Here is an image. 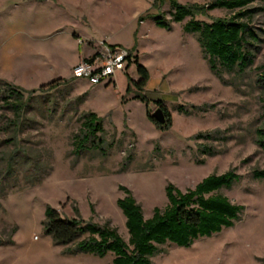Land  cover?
<instances>
[{
  "label": "rangeland",
  "instance_id": "obj_1",
  "mask_svg": "<svg viewBox=\"0 0 264 264\" xmlns=\"http://www.w3.org/2000/svg\"><path fill=\"white\" fill-rule=\"evenodd\" d=\"M213 1L0 0V80L47 97L34 100L18 144L8 143L13 132L0 117V264H114L112 252L56 244L46 233L47 208L110 225L128 241L122 188L150 218L168 205L170 184L187 191L232 169L240 178L220 193L244 207L241 219L190 247L162 246L153 264H264V178L253 177L264 171L257 143L264 130V0L250 5L260 9L250 20L259 40L244 74L213 71L198 34L185 31L191 18L172 21L174 2ZM233 14L213 8L196 16L212 23ZM105 46L131 51L125 70L96 86L76 80L80 57ZM137 59L149 72L142 91ZM60 78L70 83L39 92ZM160 109L170 119L162 127L149 116ZM89 113L99 118L103 142L77 150L74 137Z\"/></svg>",
  "mask_w": 264,
  "mask_h": 264
},
{
  "label": "trees",
  "instance_id": "obj_2",
  "mask_svg": "<svg viewBox=\"0 0 264 264\" xmlns=\"http://www.w3.org/2000/svg\"><path fill=\"white\" fill-rule=\"evenodd\" d=\"M254 1L214 0L204 7L185 6L174 2L171 17L174 22L191 18L185 25V31L198 34L199 43L213 71L221 73L222 70H227L244 74L255 63V44L259 40L250 24V20L260 10L250 8ZM213 8H225L234 14L216 19L212 23L197 19V14ZM98 55L86 61H93ZM136 63L140 77L135 84L142 91L149 81V72L138 59ZM262 77L264 82V75ZM68 83L70 82L67 80L58 79L41 86L39 92L44 89L54 90L59 85ZM35 93L28 94L18 86L0 80V111L4 112L0 117L6 119V128L13 132L8 143L18 144L20 134L30 127L27 115L34 109V100L44 98V102L47 101L46 96H37ZM164 111L169 124V115L165 109ZM7 113L12 116H7ZM149 116L157 126L162 127L153 116ZM100 130L101 124L95 113L83 116L81 133L74 137L73 142L77 150L97 141L102 145L103 141L98 136ZM258 136L257 143L264 148V130H258ZM204 152L214 154L210 149ZM253 177L264 178V171H254ZM239 178L237 170L232 169L222 175H211L187 191H181L170 184L167 187L168 205L164 209L156 208L150 218L145 217L132 192L122 188L127 196L119 199L118 205L126 217L128 241L110 225L100 226L76 218L67 219L52 207L46 210V233L58 245L76 244L77 252L98 256L112 252L115 256L114 264H153L152 259L162 252V246L172 243L187 248L196 240L219 233L240 220L244 207L220 193Z\"/></svg>",
  "mask_w": 264,
  "mask_h": 264
},
{
  "label": "built area",
  "instance_id": "obj_3",
  "mask_svg": "<svg viewBox=\"0 0 264 264\" xmlns=\"http://www.w3.org/2000/svg\"><path fill=\"white\" fill-rule=\"evenodd\" d=\"M131 51L122 47L105 46L102 54L93 61H83L73 70L74 78L99 85L105 80L112 81L119 71L125 70V62L132 59Z\"/></svg>",
  "mask_w": 264,
  "mask_h": 264
},
{
  "label": "water",
  "instance_id": "obj_4",
  "mask_svg": "<svg viewBox=\"0 0 264 264\" xmlns=\"http://www.w3.org/2000/svg\"><path fill=\"white\" fill-rule=\"evenodd\" d=\"M153 117L157 120L159 124H165L167 121V117L162 109L158 110Z\"/></svg>",
  "mask_w": 264,
  "mask_h": 264
},
{
  "label": "crops",
  "instance_id": "obj_5",
  "mask_svg": "<svg viewBox=\"0 0 264 264\" xmlns=\"http://www.w3.org/2000/svg\"><path fill=\"white\" fill-rule=\"evenodd\" d=\"M97 55V53L96 54H94V55H90L89 57H85V56H81L80 57V61H82L83 59H85V60H87V59H93L95 56ZM79 61V62H80ZM128 61H131V60H128ZM60 79H62V78H60ZM76 80H79V79H76ZM75 83V82H74Z\"/></svg>",
  "mask_w": 264,
  "mask_h": 264
}]
</instances>
